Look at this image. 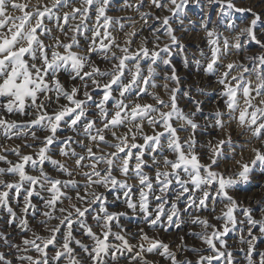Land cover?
Wrapping results in <instances>:
<instances>
[{
  "label": "snow or ice",
  "instance_id": "6c2138e0",
  "mask_svg": "<svg viewBox=\"0 0 264 264\" xmlns=\"http://www.w3.org/2000/svg\"><path fill=\"white\" fill-rule=\"evenodd\" d=\"M207 2L218 5L217 17L235 12L250 13L252 18L242 20L244 26L238 31L236 22L229 19L227 28L235 31L231 37L219 31L216 21H200L208 53L199 49L203 61L196 59L195 64L205 75L216 77L224 105L221 110L217 102L215 110L203 116L202 125L196 119L203 113L202 101L193 99L194 111L186 112L178 105L180 77L171 61L173 48L183 51L185 47L172 22L188 31L183 28L187 9L201 0H149V7L168 13L154 17L159 23L152 28L151 49L146 38L133 49L137 21L108 14L133 8L147 24L152 14L140 11L144 0L135 4L123 0L119 7L116 0H41L35 6H30V0H0V162L4 165L0 167V209L8 213V223L20 229L18 243L9 244V236L0 232V241L15 249L12 259L0 252V264H118L121 258L127 264H157L147 259L149 254L167 264H238L235 251L244 254L246 264H264V249L257 244L264 239V206L257 219L253 208L232 195L239 184L249 181L255 167L264 168V27H260L264 20L250 7H237L234 0ZM45 21L54 22L64 40L53 36ZM126 23L130 30L121 44L113 32L123 31ZM161 36L168 38L163 46ZM78 37L87 41L86 49ZM45 39L52 42L46 44ZM252 42L260 52L245 56L248 63L222 65L231 50L240 52ZM158 61L171 67V74L166 72L163 78L176 85H163L167 101L150 91L159 86ZM63 74L73 82L70 87L62 81ZM145 96L155 103H142ZM233 121L241 129L239 135L248 137L239 146L240 159L228 131ZM121 128L126 131L120 132ZM209 128L223 130L224 137L214 136L201 144L197 134ZM181 131L188 136L182 139ZM65 132L72 135H61ZM13 139L22 144L9 147ZM198 147L207 149L206 153ZM54 148L63 160L54 158ZM249 150L252 158L245 160L244 152ZM9 154L16 159H9ZM225 161L234 162L238 170H220ZM133 180L135 184L130 183ZM117 189L127 209L141 215L149 228L167 231L188 223L199 229L188 232L199 245L188 244L180 236L173 250L158 233L149 235L144 228L128 234L119 222L128 213L109 207L106 193ZM21 195L18 214L12 201L19 202ZM33 196L43 201V210L33 204ZM209 201L211 219L201 215L209 210ZM30 209L40 211L42 219L36 225L29 221ZM89 216L92 224L87 222ZM76 230L89 243L77 238ZM237 231L240 235L233 241V250L226 238Z\"/></svg>",
  "mask_w": 264,
  "mask_h": 264
},
{
  "label": "rangeland",
  "instance_id": "374dc122",
  "mask_svg": "<svg viewBox=\"0 0 264 264\" xmlns=\"http://www.w3.org/2000/svg\"><path fill=\"white\" fill-rule=\"evenodd\" d=\"M41 0H30V6H35L38 3H40ZM44 3H47L48 0H43ZM130 3L135 4L136 0H129ZM123 3V0H116V6L119 7ZM234 3H236L237 7L242 8H252V10L256 13H259L261 15V19L264 20V0H234ZM76 6H79L78 4ZM65 11H70V9H65ZM142 12H149L152 15L147 17V24H145V21L140 18L139 13L133 9V8H126L123 11H117L115 9L109 11V15L113 17H131L133 20L137 21L135 28L137 35L133 38V49L137 48L143 39H147V47L151 49L153 47V41L155 37L152 36V28L155 26H158V21L154 19L155 16H161V15H168L167 12L161 13V10L156 9L154 6L149 7V0H144V7L140 9ZM217 11H218V5L212 4L208 5L207 0H201L200 5H191L187 9L186 17L184 20L183 28L188 29V31H182L181 25H179L177 22H172V27L176 29L175 35H177L178 38H180V42L185 46L184 50L181 51L179 48H173V54L171 56L172 66L176 69V74L180 77V85H179V91L177 93V102L180 108L184 109L186 112L188 111H194V100L202 101L201 107L203 108V113H198L196 119L200 124L203 125L204 120L203 116H206L209 112H212L216 108L217 102L220 104L221 110H224V105L222 101H220V98L218 96V91L220 89V86L215 83L216 77L211 75H205L201 70L197 69V66L195 64L196 59H200L203 61V58L200 56L199 49H204L205 53H208V49L206 47V42L204 40V32L200 29V21L201 20H212L216 21V25L220 32L224 34V36L231 37L235 35V31L230 30L227 28V22L229 19L234 20L237 24V31L239 27L244 26L242 23V20L245 18L247 20H251V14L250 13H235L232 12V14L228 17H217ZM12 14L18 15L19 13L13 12ZM189 21H192L193 23H189ZM48 24V27L53 29V36L60 35L58 30L55 28L54 22L49 23L48 21H45ZM91 24V22H89ZM212 25L209 24V27ZM260 27H264V24L260 25ZM130 28L128 24L126 23L125 29L123 31H120L117 29L113 32V35L116 37L117 42L123 44L124 41V33L129 31ZM259 31V28L257 29ZM144 32V33H143ZM71 35V33H69ZM87 36H91V33H87ZM61 40H64V37L60 35ZM80 40L81 45L86 49L87 48V41L84 39V37H78ZM44 39V37H42ZM244 39L243 37L241 38ZM52 41L45 39V43H51ZM67 42V41H65ZM164 43H168V38L161 36L160 44L163 46ZM79 51L78 49H74ZM260 52L259 46L255 45L254 42L252 43H246L244 50L240 52H236L234 49L231 50V54L227 58L222 59V65H226L229 62H243L248 63L247 60H245V56L249 55H255ZM119 55L120 53L117 52ZM94 60H97V63H100L99 59L96 55H93L92 57ZM187 58L188 64L185 66V59ZM101 67H104V64L100 65ZM146 67V66H145ZM156 71H157V77H156V83L159 85L155 89H150V91H153L160 95V97L167 101L169 98L168 93L163 88V85L165 83H168L170 87H175L171 81H165L164 80V73L171 74V67L166 66L163 63L159 62L157 63ZM221 70H224L221 68ZM146 74V73H145ZM235 74V73H233ZM62 81L65 83L66 87H70L71 81H68L66 74H63L61 76ZM75 83H79L78 81ZM197 89H203L207 95H202ZM189 92L190 95L188 97L184 96V92ZM147 102V103H155L151 99L150 96H145L143 100L141 101ZM61 103H64L63 100H61ZM241 107H243V98H240ZM17 120H24L27 119L26 117H20L15 116L12 117ZM226 119V118H225ZM120 132L126 131V129L121 128L119 130ZM145 131L150 133V129L145 126ZM228 131L231 132L233 141L237 143V155L236 159H240L239 153V146L243 144L244 140L248 137L241 136L239 133L241 132V129H239L236 125V122L233 121L230 124H228ZM38 136H43V132H37ZM61 135H72V133H61ZM179 135L181 138H185L188 136V132H179ZM217 138H223L224 132L223 130H218L209 128L206 132H198L197 134V140L200 141L201 144H206L209 139L212 137ZM109 140H111V135L109 134L107 136ZM79 139V137H77ZM29 143H32V141L29 139ZM138 142L142 143V140H139ZM0 143H3V140L0 139ZM16 144H22V140L19 139H13L12 141H8V146L12 147ZM258 146V145H257ZM202 154L206 153L207 149L205 148H199L197 149ZM23 152H30L31 149L28 148H22ZM77 151H81V149L77 148ZM111 151V149H109ZM56 149H53L54 158L63 160L64 158L60 157L59 155H56ZM8 158L11 160H15L16 157L9 154ZM252 158L251 151H245L244 152V159L250 160ZM205 163L208 161L205 159ZM71 166V161L68 162ZM3 163L0 162V167H3ZM46 167L51 168L50 165H46ZM231 169L232 171L238 170L234 166V162H228L225 161L222 163V167L220 170L225 171ZM145 171H148L151 175L152 172L150 169H145ZM118 176V178L123 179V177L119 176V173H114ZM79 180L80 177H77ZM130 183L135 184L136 181H130ZM99 191H104V189H99ZM108 196L109 201V207L112 211H126L128 213L127 216L120 217V224L124 227L125 231L128 234L134 233L137 231L138 228H144L146 232L149 233V235H155L159 234L160 238L163 239L165 242L170 243L173 250H176V246L181 242L179 237L184 236L185 242L188 244H196L199 245V241L195 240L193 237L188 235V232L190 230L199 231V229L196 226H192L188 223H182L179 228L173 226L169 228L167 231H164L162 227L158 228H149L147 224L143 221V218L139 214H134L131 212V210L127 209L126 205L123 203V195L121 190H113L111 192L106 193ZM46 195V193H45ZM232 195L236 197L238 200L242 201L244 206H248L253 208L254 215L257 219L260 218V211L259 209L264 206L260 202L264 201V168H261L260 166H257L253 169V171L250 173L249 181L247 183H241L237 186L235 190H233ZM117 196H120V199H116ZM172 193H169V198H171ZM33 204L36 205L37 209L43 210V201L38 196L32 197ZM67 204V201L65 202ZM209 210L204 211L201 213L203 216H208L211 219V201H209ZM12 206L14 210L19 214L20 209L23 206V195L19 198V202L13 200ZM181 206H183L181 204ZM217 207V214L219 213V208L221 205L219 204V201L216 203ZM29 221L31 224L36 225L42 217L40 216V211H34L32 209L29 210L28 215ZM240 219H243L242 216L239 217ZM184 219L187 220V214L184 215ZM9 216L8 213L4 209H0V232H3L9 236V244L11 243H18L19 242V236H20V229L18 228L17 224H9L8 223ZM89 224H92L93 221L91 220V216L88 217ZM215 223V221H212ZM53 224L56 223V221H52ZM239 228H242L243 226H238ZM95 230V228H94ZM114 230H117L114 228ZM46 234V233H43ZM77 238L83 239L84 243H89L88 239L86 237L82 236V233L79 230H76L75 233ZM240 235V232H234L230 233L229 236L226 238L228 240L229 245L235 250V245L233 244V241L237 240ZM132 243H136L135 239L131 240ZM257 244L259 248L264 249V239L257 241ZM79 251V249H78ZM0 252H4L8 255L9 259L13 258V253L15 252V249L10 248L9 245H6L3 243V241H0ZM235 256L238 264H246V261L244 260V254L235 251ZM147 259L150 261L154 260L157 262V264H167V261H164L162 258H160L158 255L149 254L147 256ZM111 264V261H110ZM118 264H127L126 259L121 258L118 261Z\"/></svg>",
  "mask_w": 264,
  "mask_h": 264
},
{
  "label": "bare ground",
  "instance_id": "6f19581e",
  "mask_svg": "<svg viewBox=\"0 0 264 264\" xmlns=\"http://www.w3.org/2000/svg\"><path fill=\"white\" fill-rule=\"evenodd\" d=\"M144 33V32H143Z\"/></svg>",
  "mask_w": 264,
  "mask_h": 264
}]
</instances>
